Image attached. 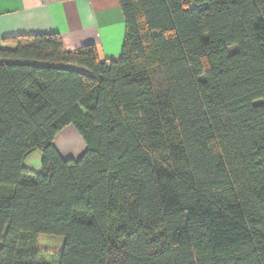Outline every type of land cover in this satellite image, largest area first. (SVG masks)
I'll list each match as a JSON object with an SVG mask.
<instances>
[{
  "label": "trees",
  "instance_id": "16d2710c",
  "mask_svg": "<svg viewBox=\"0 0 264 264\" xmlns=\"http://www.w3.org/2000/svg\"><path fill=\"white\" fill-rule=\"evenodd\" d=\"M119 2L117 59L0 44V264H264V0Z\"/></svg>",
  "mask_w": 264,
  "mask_h": 264
},
{
  "label": "crops",
  "instance_id": "0c3cea01",
  "mask_svg": "<svg viewBox=\"0 0 264 264\" xmlns=\"http://www.w3.org/2000/svg\"><path fill=\"white\" fill-rule=\"evenodd\" d=\"M50 34L60 35L66 50L93 44L102 60L117 59L125 16L119 0H0V44L20 35Z\"/></svg>",
  "mask_w": 264,
  "mask_h": 264
},
{
  "label": "rangeland",
  "instance_id": "374dc122",
  "mask_svg": "<svg viewBox=\"0 0 264 264\" xmlns=\"http://www.w3.org/2000/svg\"><path fill=\"white\" fill-rule=\"evenodd\" d=\"M58 150L61 151L63 157L79 159L84 153V142L79 136L75 128L69 127L64 130L56 141ZM42 152L36 150L25 161V166L35 172L40 173L42 171ZM38 249L44 253L50 254L61 251L64 244V238L59 236H45L42 235L37 240Z\"/></svg>",
  "mask_w": 264,
  "mask_h": 264
}]
</instances>
